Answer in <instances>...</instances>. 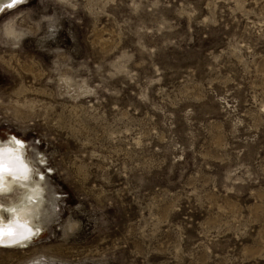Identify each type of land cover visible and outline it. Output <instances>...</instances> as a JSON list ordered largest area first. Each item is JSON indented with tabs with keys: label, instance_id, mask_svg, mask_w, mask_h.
Listing matches in <instances>:
<instances>
[{
	"label": "rangeland",
	"instance_id": "rangeland-1",
	"mask_svg": "<svg viewBox=\"0 0 264 264\" xmlns=\"http://www.w3.org/2000/svg\"><path fill=\"white\" fill-rule=\"evenodd\" d=\"M0 26V135L48 162L0 264H264V0H20Z\"/></svg>",
	"mask_w": 264,
	"mask_h": 264
},
{
	"label": "clouds",
	"instance_id": "clouds-1",
	"mask_svg": "<svg viewBox=\"0 0 264 264\" xmlns=\"http://www.w3.org/2000/svg\"><path fill=\"white\" fill-rule=\"evenodd\" d=\"M0 43H9L7 34L0 26ZM47 159L38 150V142L33 144L18 133L0 135V219L15 222L21 214H26L32 205V196L40 192L47 183ZM36 228L33 237H39ZM9 233V232H8ZM7 235L11 237L12 235ZM33 237L12 239V243L28 247ZM50 254L35 251L25 257L21 264H52L47 260Z\"/></svg>",
	"mask_w": 264,
	"mask_h": 264
},
{
	"label": "bare ground",
	"instance_id": "bare-ground-1",
	"mask_svg": "<svg viewBox=\"0 0 264 264\" xmlns=\"http://www.w3.org/2000/svg\"><path fill=\"white\" fill-rule=\"evenodd\" d=\"M20 0H0V15L2 12H4L6 9H10L12 7H14L15 5H17V3L19 2ZM10 33H13V31L9 30ZM62 85V84H61ZM64 85V84H63ZM39 197L36 195V196H33L32 197V201L34 200H38ZM38 202V201H37ZM33 203V202H32ZM38 206V204H37ZM36 210V209H35ZM39 211V209H38ZM37 212V211H36ZM34 214V213H33ZM25 215V214H23ZM32 215V214H31ZM21 227L20 226H17V225H14V224H10L9 221H6V220H3V219H0V243H5L6 241H11L15 236L19 235L20 234V229ZM33 229V228H32ZM11 232L12 233V236L9 237L7 235L8 232ZM12 246V245H10ZM1 247V246H0ZM8 247V246H7ZM11 248V247H10Z\"/></svg>",
	"mask_w": 264,
	"mask_h": 264
},
{
	"label": "snow or ice",
	"instance_id": "snow-or-ice-1",
	"mask_svg": "<svg viewBox=\"0 0 264 264\" xmlns=\"http://www.w3.org/2000/svg\"><path fill=\"white\" fill-rule=\"evenodd\" d=\"M9 235H12V233L9 231V233H8ZM12 242H14V241H12Z\"/></svg>",
	"mask_w": 264,
	"mask_h": 264
}]
</instances>
